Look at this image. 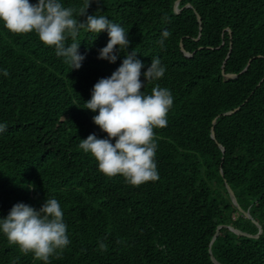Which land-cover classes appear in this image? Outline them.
I'll return each instance as SVG.
<instances>
[{
    "label": "trees",
    "instance_id": "trees-1",
    "mask_svg": "<svg viewBox=\"0 0 264 264\" xmlns=\"http://www.w3.org/2000/svg\"><path fill=\"white\" fill-rule=\"evenodd\" d=\"M63 3L85 7V0ZM87 14L129 32L127 52L145 65L142 73L152 57L166 66L143 89L150 94L159 84L174 97L167 127L154 129L159 179L132 186L107 177L79 148L90 134L107 135L83 102L127 54L115 64L98 59L106 32L81 30L85 59L71 71L36 34L0 24V69L9 72L0 75V122L7 123L0 218L16 203L38 210L57 198L71 243L50 264H215L212 256L220 264H264V0H92ZM257 223L259 238L231 229L256 236ZM13 261L43 264L0 234V264Z\"/></svg>",
    "mask_w": 264,
    "mask_h": 264
},
{
    "label": "clouds",
    "instance_id": "clouds-1",
    "mask_svg": "<svg viewBox=\"0 0 264 264\" xmlns=\"http://www.w3.org/2000/svg\"><path fill=\"white\" fill-rule=\"evenodd\" d=\"M91 2L85 0V7L77 12L71 6L66 7L63 0H36L35 3L0 0V24L14 34H36L71 71L80 69L85 59L79 52L78 37L82 29L96 34L95 37L107 33L108 42L99 50L98 59L115 64L121 54L127 53L109 77L94 84L91 98L83 102L82 109L96 113L93 123L107 135L98 138L90 134L80 140L79 148L96 161L98 170L107 177L120 175L132 186L156 181L159 179L158 145L154 129L167 127L174 97L169 88L159 84L152 87L150 94L143 89L146 84L160 80L166 66L159 57H152L150 66L142 73L145 65L134 51L127 52L129 32L105 15H88ZM169 36L167 30L162 32L158 42L161 47ZM0 75L7 77L9 72L0 69ZM6 131L7 123L0 122V135ZM0 234L22 253H31L43 264H50V257L71 243L64 212L55 197L46 198L38 210L22 202L13 205L7 216L0 218Z\"/></svg>",
    "mask_w": 264,
    "mask_h": 264
},
{
    "label": "water",
    "instance_id": "water-1",
    "mask_svg": "<svg viewBox=\"0 0 264 264\" xmlns=\"http://www.w3.org/2000/svg\"><path fill=\"white\" fill-rule=\"evenodd\" d=\"M178 4H179V2H177V6L175 7L177 13L180 12V10L178 9ZM198 19H199V21L201 22V17H200V16H198ZM198 39H199V38H198ZM182 47H183V46H182ZM226 77H227L228 79H231V78H235L236 75L228 74V75H226ZM237 110H238V109H237ZM237 110H236V111H237ZM236 111L228 112L227 114H233V113L236 112ZM212 138H213V139L216 138V133H215L214 129H213V131H212ZM228 190H229L230 197H231V199H232L234 205H235V206L239 209V211H241V212H242L247 218L252 219V216H251L248 212H245V211L241 208V206L239 205V203H238V201H237L236 195H235L234 191L230 188V186H228ZM257 225L259 226L260 231H259V234L256 235V236L249 235V234L244 233V232H242V231H240V230H238V229H234V228H231V229H232L233 231H235L236 233H238V234H240V235H243V236L259 238V236L263 233V230H262L261 226H260L258 223H257ZM221 227H222V226H221ZM221 227H219V229H220ZM216 238H217V235L214 237L211 246H212L213 243L215 242ZM212 261H213L215 264H220V263H219V262H218L213 256H212Z\"/></svg>",
    "mask_w": 264,
    "mask_h": 264
}]
</instances>
